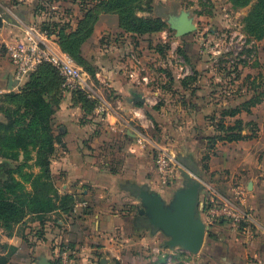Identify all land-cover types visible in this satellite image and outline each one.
<instances>
[{
  "label": "crops",
  "instance_id": "obj_1",
  "mask_svg": "<svg viewBox=\"0 0 264 264\" xmlns=\"http://www.w3.org/2000/svg\"><path fill=\"white\" fill-rule=\"evenodd\" d=\"M0 3V97L20 89L16 87L8 46L24 44L28 27L41 30L50 23H54L50 39L59 45L60 34L76 32L87 11L96 5L94 0ZM120 30L118 16L102 11L82 44L83 56L97 70L93 80L96 89L89 96L96 103L89 108L76 101L72 92L59 96L51 121L59 141L50 164L58 193L57 208L46 214L27 213L10 229L0 224V256L9 255L7 264H54L58 248L70 243L76 249L78 264H119L125 258L132 264H177L179 259L188 264L182 259L187 251L171 247L170 236L138 213L142 189L160 195L170 204L188 171L207 191L200 194L198 202L199 216L206 225L200 256L208 260L215 246L239 264H264V128L258 137L209 143L205 136L198 135L200 130L192 127L191 137L182 133V137L169 140L179 156L174 180L163 185L156 170L154 145L164 144L145 132L152 124L155 109L148 96L149 86L135 77V66L125 69V62L116 66L120 69L110 66L111 71L106 70L103 76L98 67L102 34ZM116 57L118 62L120 57ZM133 70L135 78H129L127 73ZM103 86L108 94L100 93ZM137 96L144 101L137 100ZM99 101L105 109L100 108ZM0 122H6L1 109ZM206 129H210L212 137L218 134L215 127ZM0 178H5L4 174ZM216 193L219 204L242 194L243 206L253 210L259 219L252 234L228 219L210 220L209 209ZM65 195L74 202L86 200L88 209L62 206Z\"/></svg>",
  "mask_w": 264,
  "mask_h": 264
},
{
  "label": "rangeland",
  "instance_id": "obj_2",
  "mask_svg": "<svg viewBox=\"0 0 264 264\" xmlns=\"http://www.w3.org/2000/svg\"><path fill=\"white\" fill-rule=\"evenodd\" d=\"M94 1L100 11L102 0ZM115 3L123 7L130 26L139 32L126 31L119 25L120 32L102 34L98 43V67L102 76L106 70L111 71L110 66L116 68L119 62L127 63L125 69H132V65L137 68V76L134 70L127 76L140 77L149 86L148 96L155 107L152 124L145 132L170 149L173 147L169 140L182 137V133L189 136L192 127L200 130L198 135L207 139L212 135L206 127H215L219 133L220 125L241 127L245 134L261 136L260 131L264 128V17L260 25L250 20L258 0H250L244 5L235 0H115ZM182 11L193 18L196 29L179 37L170 21ZM262 11L264 14V8ZM113 14L119 19V14ZM185 48L189 58L183 53ZM116 55L120 57L118 62ZM83 58L87 64L79 66L94 90L93 80L97 76H92V70L96 66ZM100 90V93L108 94L107 87ZM54 92L65 91L59 84ZM83 92L93 94L92 91ZM50 103L56 109V102L51 100ZM98 105L105 109L101 101ZM30 119L27 117V121ZM16 129L17 126L6 134ZM39 142L40 137L27 139L23 149L9 152V155L17 156L0 155V175L5 176L0 178V185L13 176L21 179L24 185V189H16L18 194L32 193L27 180L30 174L40 172L35 160V145ZM172 151L176 153L174 149ZM178 156L176 153L177 159ZM201 253L187 251L182 259L188 264H221L216 256L209 255L206 260ZM119 264L132 262L125 258ZM177 264L185 263L179 259Z\"/></svg>",
  "mask_w": 264,
  "mask_h": 264
},
{
  "label": "trees",
  "instance_id": "obj_3",
  "mask_svg": "<svg viewBox=\"0 0 264 264\" xmlns=\"http://www.w3.org/2000/svg\"><path fill=\"white\" fill-rule=\"evenodd\" d=\"M235 1L244 5L250 0ZM97 7L96 3L93 9L87 11L86 18L81 21L76 32L61 33L59 37L60 48L72 56L78 65L87 64L83 58L82 44L91 35L93 24L100 12L117 13L119 14V25L123 29L138 31L130 26L129 17L123 7L115 3V0H104V2L102 0V5L99 6L100 11L97 10ZM263 8L264 0H258L251 13L250 20H253L252 23L260 25L263 22ZM51 24L54 23L45 26L49 33L52 31ZM140 33H147V31H140ZM187 52H189L187 48L183 49L184 55L189 58ZM95 70H92L93 77L96 76ZM27 81L18 91H10L0 97V109L6 116V122H0V155L5 157H12L13 155L15 157L17 154L10 153L9 155V152H18L19 149L24 148L27 139L40 137V142L35 145V160L40 172L30 174L27 180L33 190L32 193L24 191V193L18 194L16 189H24V185L21 183V179L13 176L3 185H0V224L8 229L12 228L13 224L22 221L27 213L46 214L57 208L58 193L53 183L50 164L55 152V143L59 141V137L54 135L52 130L51 121L56 109L51 107L50 102L51 100L55 101L56 108L58 107L61 93L58 94L54 91L58 90L59 84L61 86L62 78L54 65L44 62L29 75ZM72 93L76 95V101L89 108L96 103L94 99L89 98L88 94H83L84 92L81 90ZM27 117L31 119L27 121ZM15 126H17L15 131L6 134ZM220 127L221 131L209 139L210 143L255 137V133L244 134L241 127L238 129L224 125H220ZM74 203L71 196L65 195L61 198L60 204L73 208ZM209 255L216 256L222 263L224 261V264H239L238 260L229 257L226 251L224 252L215 246H212ZM8 260L9 255L0 256V264H7ZM56 262L54 259V264Z\"/></svg>",
  "mask_w": 264,
  "mask_h": 264
},
{
  "label": "built area",
  "instance_id": "obj_4",
  "mask_svg": "<svg viewBox=\"0 0 264 264\" xmlns=\"http://www.w3.org/2000/svg\"><path fill=\"white\" fill-rule=\"evenodd\" d=\"M25 34L26 42L24 44L8 46L9 57L14 65L16 87H20L41 63L47 62L58 69L62 78L61 86L65 92L81 90L94 93L86 73L72 56L64 52L59 45L50 39V33L47 29L40 30L36 27H28ZM87 94L88 96L92 95ZM154 149L156 170L160 182L163 185H168L175 177V169L178 163L176 154L165 145L155 144ZM211 191L214 192L213 189ZM216 199L212 200L213 205L209 209L210 220L215 222L219 219H228L233 225L243 228L248 234H252L253 229L259 226L256 213L243 206L245 201L241 193H237L231 202L227 201L224 204H219L217 193ZM88 207L86 200H76L73 208L86 210ZM55 259L56 264H78L76 249L70 243L58 248Z\"/></svg>",
  "mask_w": 264,
  "mask_h": 264
},
{
  "label": "water",
  "instance_id": "obj_5",
  "mask_svg": "<svg viewBox=\"0 0 264 264\" xmlns=\"http://www.w3.org/2000/svg\"><path fill=\"white\" fill-rule=\"evenodd\" d=\"M170 22L179 37L196 29L193 18L186 11L174 15ZM136 99L144 101L141 96ZM184 177L186 181L183 188L177 191L170 204H166L160 195L142 189L138 196L142 202L138 213L146 216L149 224L170 236L168 244L171 247L181 246L189 252L198 253L206 241V225L198 215V202L200 194H207V191L202 188L200 181L191 177L190 172H185Z\"/></svg>",
  "mask_w": 264,
  "mask_h": 264
}]
</instances>
